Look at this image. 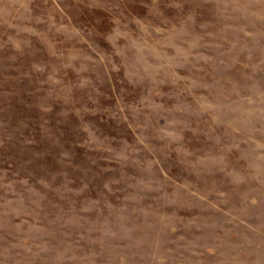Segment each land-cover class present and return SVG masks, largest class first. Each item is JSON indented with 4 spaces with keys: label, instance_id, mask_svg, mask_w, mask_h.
<instances>
[{
    "label": "rangeland",
    "instance_id": "rangeland-1",
    "mask_svg": "<svg viewBox=\"0 0 264 264\" xmlns=\"http://www.w3.org/2000/svg\"><path fill=\"white\" fill-rule=\"evenodd\" d=\"M0 264H264V0H0Z\"/></svg>",
    "mask_w": 264,
    "mask_h": 264
}]
</instances>
